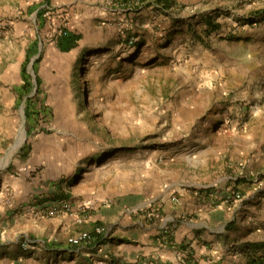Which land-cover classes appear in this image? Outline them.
<instances>
[{
    "label": "rangeland",
    "instance_id": "374dc122",
    "mask_svg": "<svg viewBox=\"0 0 264 264\" xmlns=\"http://www.w3.org/2000/svg\"><path fill=\"white\" fill-rule=\"evenodd\" d=\"M61 28L81 34L67 53L54 45ZM35 38L41 83L29 94L50 116L27 133L16 90ZM96 171L114 185L127 173L203 197L209 188L213 204L251 208L242 221L264 216L250 193L255 178L264 186V0H0V264H34L56 244L25 219L59 214L42 204ZM231 191L240 200L224 202Z\"/></svg>",
    "mask_w": 264,
    "mask_h": 264
},
{
    "label": "crops",
    "instance_id": "0c3cea01",
    "mask_svg": "<svg viewBox=\"0 0 264 264\" xmlns=\"http://www.w3.org/2000/svg\"><path fill=\"white\" fill-rule=\"evenodd\" d=\"M97 174L79 191L61 184L60 197L42 204L44 208L65 204L66 211L25 219L27 231L38 242L42 235L57 238L56 244L37 250L32 263L142 264L148 259L150 264H176L179 252L189 248L194 264H246L249 253L243 244L264 241L263 215L254 219L248 215L242 221L240 217L252 209L213 204L209 188L210 193L203 197L202 191L170 185L161 188L159 181L144 177L130 181L127 173L115 185L116 178L106 176L108 172ZM146 181L152 184L149 191ZM261 183L254 179L250 192L253 207L263 208ZM82 205H86L84 210ZM244 222L247 226L242 228ZM96 228L101 232L96 233ZM80 232H90L91 242L70 245L68 239Z\"/></svg>",
    "mask_w": 264,
    "mask_h": 264
},
{
    "label": "trees",
    "instance_id": "16d2710c",
    "mask_svg": "<svg viewBox=\"0 0 264 264\" xmlns=\"http://www.w3.org/2000/svg\"><path fill=\"white\" fill-rule=\"evenodd\" d=\"M159 1V0H158ZM206 25L209 32L216 31L220 25L212 21V18L205 17ZM81 39V34L73 32L67 28H61L58 35L55 37V48L61 53H67L77 47ZM38 52V40L35 38L30 41L26 48L25 57L20 65V77L21 84L17 88L19 98L27 96L33 88L32 78L27 71L31 57ZM39 57L36 58L31 67L34 71L35 80V93L39 91V85L41 83L40 77L36 74V66L38 64ZM50 116L49 109L43 104L42 98L28 96L24 100V117L26 132L30 133L31 130L40 128V121L47 120ZM43 131V129H41ZM99 239V238H98ZM96 241V240H95ZM94 242V241H93ZM243 247L248 254V260L246 264H264V241L245 243ZM260 253V254H259Z\"/></svg>",
    "mask_w": 264,
    "mask_h": 264
},
{
    "label": "built area",
    "instance_id": "2783aa9c",
    "mask_svg": "<svg viewBox=\"0 0 264 264\" xmlns=\"http://www.w3.org/2000/svg\"><path fill=\"white\" fill-rule=\"evenodd\" d=\"M241 198V194L239 192H227L224 195V202H229V201H239ZM67 206L65 204H60V210L62 211H66ZM96 233L101 232L100 228H96L95 229ZM92 240V235L90 234V232H80L78 234H76L75 236H72L68 239V243H70V245L72 246H76L78 244H82V243H89ZM28 243H26L27 245ZM25 245V246H26ZM191 251L189 248H186L184 250H182L181 252H179L178 255V260L176 262V264H194L193 261L191 260ZM142 264H150L148 259H143L141 261Z\"/></svg>",
    "mask_w": 264,
    "mask_h": 264
},
{
    "label": "bare ground",
    "instance_id": "6f19581e",
    "mask_svg": "<svg viewBox=\"0 0 264 264\" xmlns=\"http://www.w3.org/2000/svg\"><path fill=\"white\" fill-rule=\"evenodd\" d=\"M20 113H21V115H22V112H21V111H20ZM15 122H16V120L14 121V123H13V121L10 122V121L8 120V123H9V125H10L11 127H12V126L14 127ZM13 127H12V129H13ZM16 133H17V134H16ZM14 136H15V140H14V142L9 146V148L7 149L6 154H5L4 158H3V161L7 160V159L13 154V152L16 150L17 146H18V145L20 144V142L22 141L23 136H24L23 128L21 127V129H20L18 132H15V133H14Z\"/></svg>",
    "mask_w": 264,
    "mask_h": 264
},
{
    "label": "water",
    "instance_id": "95a60500",
    "mask_svg": "<svg viewBox=\"0 0 264 264\" xmlns=\"http://www.w3.org/2000/svg\"><path fill=\"white\" fill-rule=\"evenodd\" d=\"M39 48H40V47H38V52H39ZM38 52L35 54V56H34L33 58L30 59V62H29V68H30V74H31L32 80H34V75H33V71H32V68H31V64H32V62L38 57ZM28 96H30V94H28L27 96H24V97L22 98V101H23L22 108L24 107V100H25ZM21 112H22V111H21ZM23 112H24V111H23ZM23 133H24V131H23Z\"/></svg>",
    "mask_w": 264,
    "mask_h": 264
}]
</instances>
